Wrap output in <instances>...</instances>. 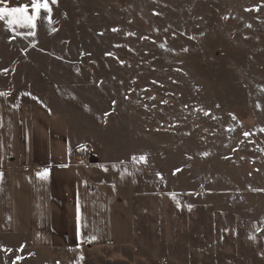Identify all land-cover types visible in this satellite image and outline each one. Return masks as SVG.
<instances>
[{
    "label": "rangeland",
    "instance_id": "1",
    "mask_svg": "<svg viewBox=\"0 0 264 264\" xmlns=\"http://www.w3.org/2000/svg\"><path fill=\"white\" fill-rule=\"evenodd\" d=\"M50 7L34 30L0 22V97L64 117L85 162L132 167L131 223L123 167L108 189L133 264H264V0ZM0 264L97 263L0 235Z\"/></svg>",
    "mask_w": 264,
    "mask_h": 264
},
{
    "label": "crops",
    "instance_id": "2",
    "mask_svg": "<svg viewBox=\"0 0 264 264\" xmlns=\"http://www.w3.org/2000/svg\"><path fill=\"white\" fill-rule=\"evenodd\" d=\"M28 2L7 0L0 6ZM73 134L61 115L36 105L7 104L0 97V235L26 238L32 248L54 255L92 254L97 264H133V225L125 237L111 234L108 189L118 175L115 168L123 167L131 223L132 167L78 163L76 152L85 141ZM45 169L47 179H41L37 174Z\"/></svg>",
    "mask_w": 264,
    "mask_h": 264
},
{
    "label": "snow or ice",
    "instance_id": "3",
    "mask_svg": "<svg viewBox=\"0 0 264 264\" xmlns=\"http://www.w3.org/2000/svg\"><path fill=\"white\" fill-rule=\"evenodd\" d=\"M57 0H51V3H56ZM7 0H0V5H6ZM41 13H47L49 14L50 19V13H51V7H50V0H29L28 3L25 4H19L14 7H7V6H0V22H6L7 25L12 29L15 30L17 28H29L34 30L36 27V21L41 18ZM250 27V26H249ZM113 31H117V29H113ZM28 35H34V31H29L27 33ZM14 38V37H13ZM163 47V45H162ZM187 51V49H185ZM109 55H111L109 53ZM0 71L7 72V69H3ZM6 93L0 92V96H5ZM30 95V94H29ZM163 103H166L164 101ZM115 104V101H113V105ZM259 107V105H257ZM107 115V113H105ZM205 115H210V113L205 112ZM244 135L247 137L250 135V133L245 132ZM205 156L207 153L204 154ZM133 162L139 163L147 162L146 155H140L139 157L133 156L132 157ZM107 170V169H105ZM176 171H181L180 169H177ZM175 174V172H174ZM41 179H47L48 176V170L45 169L44 172L37 174ZM157 176H160L162 178V175L160 173H157ZM3 174L0 173V179H2ZM174 197V194H173ZM80 213L79 208L77 209V233L80 235ZM258 231H264V229H258ZM256 237H250V239H255ZM91 239H95V237H92ZM85 243L89 242L87 240L84 241ZM22 259V257H17V260ZM82 259V257H81Z\"/></svg>",
    "mask_w": 264,
    "mask_h": 264
},
{
    "label": "built area",
    "instance_id": "4",
    "mask_svg": "<svg viewBox=\"0 0 264 264\" xmlns=\"http://www.w3.org/2000/svg\"><path fill=\"white\" fill-rule=\"evenodd\" d=\"M91 152V148H78L76 152V160L78 163H82L85 161V158L89 155Z\"/></svg>",
    "mask_w": 264,
    "mask_h": 264
}]
</instances>
